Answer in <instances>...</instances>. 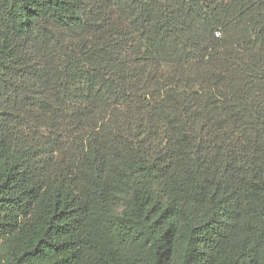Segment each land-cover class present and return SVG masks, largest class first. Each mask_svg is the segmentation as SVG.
Wrapping results in <instances>:
<instances>
[{"label":"trees","instance_id":"1","mask_svg":"<svg viewBox=\"0 0 264 264\" xmlns=\"http://www.w3.org/2000/svg\"><path fill=\"white\" fill-rule=\"evenodd\" d=\"M0 264H264V0H0Z\"/></svg>","mask_w":264,"mask_h":264}]
</instances>
